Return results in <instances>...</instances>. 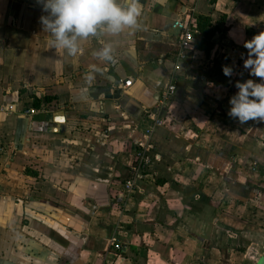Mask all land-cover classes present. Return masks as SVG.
Returning a JSON list of instances; mask_svg holds the SVG:
<instances>
[{
    "label": "crops",
    "instance_id": "1",
    "mask_svg": "<svg viewBox=\"0 0 264 264\" xmlns=\"http://www.w3.org/2000/svg\"><path fill=\"white\" fill-rule=\"evenodd\" d=\"M140 3L139 30L69 56L49 47L37 0H0V264H264V122L228 116L236 79H259L244 42L264 30V0ZM197 14L217 26L212 48L175 70L172 24ZM102 40L110 62L93 55Z\"/></svg>",
    "mask_w": 264,
    "mask_h": 264
},
{
    "label": "clouds",
    "instance_id": "2",
    "mask_svg": "<svg viewBox=\"0 0 264 264\" xmlns=\"http://www.w3.org/2000/svg\"><path fill=\"white\" fill-rule=\"evenodd\" d=\"M47 15L40 17L44 32L50 34L49 47L69 56L83 52L82 41L103 36L117 37L141 28L140 0H37ZM102 46L93 55L100 61L114 58L115 46L111 41H101ZM248 51L243 67L249 75L261 82L237 80L238 91L229 99L228 116L240 124L249 121L264 122V30L244 42ZM99 71V69H96ZM226 77L233 75L230 66H223Z\"/></svg>",
    "mask_w": 264,
    "mask_h": 264
},
{
    "label": "built area",
    "instance_id": "3",
    "mask_svg": "<svg viewBox=\"0 0 264 264\" xmlns=\"http://www.w3.org/2000/svg\"><path fill=\"white\" fill-rule=\"evenodd\" d=\"M172 27L176 28L179 32V42L178 49L176 52V58L174 62V69L180 68V63L188 58L189 52L193 51V42L195 40V35L197 29L195 23L191 18L177 19L173 22ZM131 80H127L125 85H130ZM175 92V86L173 83H168L161 94L160 104L166 105L173 97ZM36 110L34 108H29L26 110V113H34ZM136 151L134 153V166L133 169L142 170L144 165H147L151 161L149 155L150 146L146 140H137L136 141ZM134 179H128L124 181L123 187L125 192H131L134 187ZM108 242L116 250L121 249V243L118 238L112 235Z\"/></svg>",
    "mask_w": 264,
    "mask_h": 264
},
{
    "label": "trees",
    "instance_id": "4",
    "mask_svg": "<svg viewBox=\"0 0 264 264\" xmlns=\"http://www.w3.org/2000/svg\"><path fill=\"white\" fill-rule=\"evenodd\" d=\"M195 27L199 35H195L193 42V49H200L205 53H208L212 48V37L217 30V26L212 23V19L208 15L197 14L194 17ZM191 53V51L189 52ZM28 173L37 174V172L28 168Z\"/></svg>",
    "mask_w": 264,
    "mask_h": 264
},
{
    "label": "rangeland",
    "instance_id": "5",
    "mask_svg": "<svg viewBox=\"0 0 264 264\" xmlns=\"http://www.w3.org/2000/svg\"><path fill=\"white\" fill-rule=\"evenodd\" d=\"M242 77L243 78H241V79L240 78L236 79V81L239 80V81L243 82V81L247 80V77L245 75H243ZM255 82H261V81L259 79H257V80H255ZM243 220H244V218H242L241 220H238L239 225L236 224L238 226V228L245 225L243 223L246 222V220L245 221H243ZM245 247H247L246 243H245Z\"/></svg>",
    "mask_w": 264,
    "mask_h": 264
}]
</instances>
